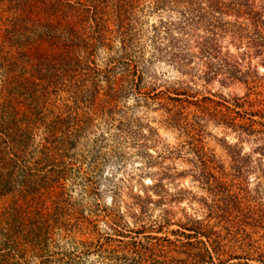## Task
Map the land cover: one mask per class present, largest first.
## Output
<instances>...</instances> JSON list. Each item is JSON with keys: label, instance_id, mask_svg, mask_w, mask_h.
<instances>
[{"label": "trees", "instance_id": "obj_1", "mask_svg": "<svg viewBox=\"0 0 264 264\" xmlns=\"http://www.w3.org/2000/svg\"><path fill=\"white\" fill-rule=\"evenodd\" d=\"M257 4L256 0H0V77L11 73L13 79L16 73L13 81H7L8 89L0 79V264H81L76 239L69 240L75 251L59 250L65 240L61 233L77 225L83 213L70 204L71 173L84 165L99 171L102 159L115 157L112 144H119L118 133L132 122L131 110H159L166 116L164 122L190 138L215 109L220 124L238 126L237 118L227 114V103L238 107L237 101L221 95L218 101L199 97L183 80L157 91L160 74L152 67L164 61L191 80L197 73L205 83L217 78L221 84L230 78L240 81V70L230 65L217 39L226 35L227 27H246L243 19L259 26L262 11ZM172 8L179 9L186 30L203 26L209 33L197 42L198 53L181 40L174 41L163 20L149 26L147 37L139 33L141 17ZM227 16L235 17L234 24ZM195 58L197 68L204 70L190 68ZM130 97L133 105L122 106ZM94 114L101 118L98 126L92 125ZM88 143L91 151L84 149ZM200 163L195 171L209 170ZM193 224L199 236L219 234H212L202 222ZM126 257L116 258L126 263ZM128 261L139 264L134 258Z\"/></svg>", "mask_w": 264, "mask_h": 264}, {"label": "rangeland", "instance_id": "obj_2", "mask_svg": "<svg viewBox=\"0 0 264 264\" xmlns=\"http://www.w3.org/2000/svg\"><path fill=\"white\" fill-rule=\"evenodd\" d=\"M256 2L262 11L259 26L243 19L246 27H227L217 39L230 65L240 70V81L205 83L197 73L193 81L164 61L152 67L160 74L157 91L183 80L199 97L237 101L238 107L227 103V114L237 118L238 126L220 124L215 109L190 138L164 122L159 110H131L132 122L118 133L119 144H112L115 157L102 159L99 171L84 165L71 173L74 185L67 194L83 213L77 225L61 233V252L75 251L69 241L74 238L80 243L81 264H131L129 258L139 262L140 257L145 260L139 264H264V0ZM140 19V34L147 37L149 26L163 20L171 38L192 53H198L197 42L209 34L203 26L186 30L176 8ZM226 20L233 23L235 17ZM196 63L195 58L190 68H197ZM11 75L0 77L7 89ZM121 105L131 107L132 98ZM92 117L98 126L101 118ZM84 149L91 151V145ZM202 161L209 170L195 171ZM194 221L219 234L199 236ZM122 255H127L126 263L116 258Z\"/></svg>", "mask_w": 264, "mask_h": 264}]
</instances>
